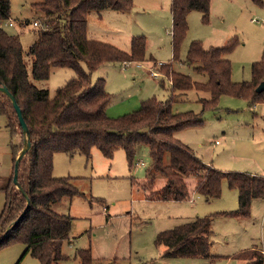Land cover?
Returning a JSON list of instances; mask_svg holds the SVG:
<instances>
[{"label": "trees", "instance_id": "obj_1", "mask_svg": "<svg viewBox=\"0 0 264 264\" xmlns=\"http://www.w3.org/2000/svg\"><path fill=\"white\" fill-rule=\"evenodd\" d=\"M254 1L261 3V0ZM32 7L42 14L36 21V36L26 51L32 58L30 70L19 35L0 27V85L6 86L17 101L30 131L31 142L29 151L22 157L27 156L28 160L26 175L18 180L26 191L28 204L26 196L11 181L4 186L0 238L25 207L26 210L0 239V246L9 241L25 244L16 264L26 253L35 257L38 264H57L65 257L61 247L69 239L73 217L69 213L57 212L52 205L64 197L80 194V191L72 176L53 175L54 154L81 153L88 159L92 148H97L103 156L112 158L115 150L121 148L131 169L136 160V145L142 143L148 146L150 156L145 170L147 183L142 184L143 188L149 189L147 199H186L188 186L185 178L189 175L195 178V192L206 199L221 195L223 179L230 188L237 189V208L183 220L155 236L154 243L163 247V257H211L214 217H248L252 200L264 197V175L222 171L206 165L174 133L185 127L201 125L202 111L208 107L216 109L223 93L245 98L252 104L264 102V89L256 90L264 82V44L260 59L251 64V79L235 82L230 78L231 63L225 55L237 43L236 36L228 38L221 46L207 48L200 40H191L185 62L206 75L205 81H198L175 70L172 65L180 60V47L188 31V13L197 10L202 21L208 22L210 0H171L172 59L159 65L154 58L146 56L145 35H132L128 50L87 36V18L91 12L96 11L98 16L106 9L128 12L133 7V0H40L32 3ZM9 16L10 0H0V20ZM143 61L150 62L153 71L154 68L165 70L161 76L169 81V97L165 100L148 97L133 112L109 116L106 106L111 95L105 89L104 78L93 81L92 73L109 62ZM56 66L70 68L73 75L50 95L47 88L37 86L35 81L47 79L50 68ZM159 84L164 86L163 79ZM192 88L209 92L208 98H200L201 112L173 111L172 103L177 101L178 95ZM0 116L6 119L10 134L20 136L19 145L13 143L11 146L15 162L17 153L24 146V134L9 98L1 92ZM158 173L165 181L153 189ZM75 256L78 264H126L122 260L131 264L124 258L95 259L90 248L77 249ZM234 258H247L248 264L264 262L262 251L256 247L238 251Z\"/></svg>", "mask_w": 264, "mask_h": 264}, {"label": "rangeland", "instance_id": "obj_2", "mask_svg": "<svg viewBox=\"0 0 264 264\" xmlns=\"http://www.w3.org/2000/svg\"><path fill=\"white\" fill-rule=\"evenodd\" d=\"M40 0H10V16L0 20V27L17 34L24 50V58L30 70L29 45L35 38L42 12L32 3ZM171 0H133L128 12L111 9L96 11L87 18V36L105 41L128 50L129 37L145 35L150 47L146 56L154 58L158 65L172 59L171 52ZM254 19V20H251ZM40 22V21H39ZM11 23V24H9ZM188 31L182 41L179 59L173 62L175 70L187 73L192 79L205 81V74L197 72L185 62L189 43L198 39L202 45L221 46L230 37L237 43L225 57L231 63V80L251 79V64L260 59L264 44V0H211L208 22L201 13L192 10L187 15ZM150 62H109L92 73V80L103 77L105 89L111 97L106 113L121 116L136 110L140 102L155 96L165 100L170 94L167 78L150 74ZM157 65V66H158ZM156 69L154 68V71ZM156 70V71H157ZM73 75L67 67H51L47 79L35 81L47 88L50 95ZM163 79L164 86L159 84ZM208 98L209 92L195 88L178 95L172 103L173 111L192 110L201 112L200 98ZM203 123L199 126L177 130L174 136L187 144L206 164L222 171H239L264 175V102L250 103L242 97L227 93L220 95L217 108L202 111ZM6 119L0 116V211L5 200L4 186L13 183L14 162L11 146L19 145L20 136L10 134ZM150 162L149 149L145 144L136 145V160L129 169L123 149L115 150L112 158H106L92 148L87 159L84 154L56 152L53 156L52 173L55 176H72L80 194L64 197L52 205L61 213L72 217L69 239L61 247L65 257L57 264H78L75 251L90 248L98 260L128 259L131 264H239L247 258H234L238 251L258 242L264 250V199L252 201L248 217H214L211 228L213 243L211 257H163V247L156 245V234L172 228L183 220L217 211L238 207V192L230 188L225 179L221 183V195L206 199L195 192V178H185L188 196L180 201H161L146 198L149 189L145 170ZM28 160L25 156L18 166V180L25 177ZM165 178L156 175L153 189L160 187ZM25 244L9 241L0 246V264H16ZM128 264V261H121ZM19 264H38V260L26 253ZM264 264V263H263Z\"/></svg>", "mask_w": 264, "mask_h": 264}, {"label": "water", "instance_id": "obj_3", "mask_svg": "<svg viewBox=\"0 0 264 264\" xmlns=\"http://www.w3.org/2000/svg\"><path fill=\"white\" fill-rule=\"evenodd\" d=\"M263 89H264V82H261L256 87V90L261 91ZM0 92L9 98L11 106L13 107V109L16 113L18 123L21 126L22 133L24 134V146L19 150V152L17 153V155L15 157L14 172H13V184L26 196V201H27L26 203L28 204V197H27L26 191L20 186V184L18 182L17 175H18V165L20 163V160L29 151L30 146H31L30 131L28 129V126H27L23 116H22L21 109H20L17 101L15 100V98L11 94V92L8 90V88L6 86L0 85ZM25 210H26V207L19 214V216L13 221L12 225H10L6 228L4 234L1 236L0 239L4 238L6 236V234L11 230L12 226L15 225L18 222V220L20 219V217L24 214Z\"/></svg>", "mask_w": 264, "mask_h": 264}, {"label": "crops", "instance_id": "obj_4", "mask_svg": "<svg viewBox=\"0 0 264 264\" xmlns=\"http://www.w3.org/2000/svg\"><path fill=\"white\" fill-rule=\"evenodd\" d=\"M210 4H211V0H210ZM101 16V15H100ZM99 16V17H100ZM130 38V37H129ZM150 43L151 42H148V40H147V47H150L151 45H150ZM148 49V48H147ZM139 63H141V62H139ZM150 68H151V66H149ZM152 69V68H151ZM153 76V75H152ZM195 153V152H194ZM164 183V182H163ZM163 183L161 184V185H159V186H162L163 185ZM255 199H257V198H255ZM255 199H253L252 201H254ZM262 199H264V197L262 198ZM183 200H181L180 202H182ZM165 202H167V201H165ZM252 203V202H251ZM194 218V217H193ZM212 239V238H211ZM250 247H256L257 249H259V250H261L262 251V253H263V255H264V250H263V248H262V246H260V244L258 243V242H252L251 243V245L248 247V248H250ZM172 258H176V257H172ZM238 261H240L239 259H238ZM264 263V262H263ZM239 264H248V263H245V262H242V261H240V263Z\"/></svg>", "mask_w": 264, "mask_h": 264}, {"label": "built area", "instance_id": "obj_5", "mask_svg": "<svg viewBox=\"0 0 264 264\" xmlns=\"http://www.w3.org/2000/svg\"><path fill=\"white\" fill-rule=\"evenodd\" d=\"M251 20H254V19H251ZM9 24H11V23H9ZM34 24L36 25V24H37V22H36V21H34ZM150 74H151V75H153L154 77H157V76H158V73H157V72H155V71H153V70H151V71H150Z\"/></svg>", "mask_w": 264, "mask_h": 264}]
</instances>
